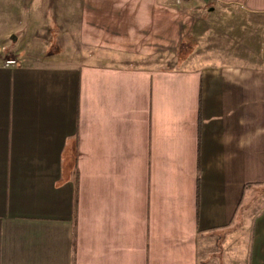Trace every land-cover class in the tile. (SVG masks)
Masks as SVG:
<instances>
[{
    "label": "crops",
    "instance_id": "crops-1",
    "mask_svg": "<svg viewBox=\"0 0 264 264\" xmlns=\"http://www.w3.org/2000/svg\"><path fill=\"white\" fill-rule=\"evenodd\" d=\"M171 1L0 0V264H264V0Z\"/></svg>",
    "mask_w": 264,
    "mask_h": 264
},
{
    "label": "rangeland",
    "instance_id": "rangeland-1",
    "mask_svg": "<svg viewBox=\"0 0 264 264\" xmlns=\"http://www.w3.org/2000/svg\"><path fill=\"white\" fill-rule=\"evenodd\" d=\"M203 4H204L203 0H172L171 1V7L172 8H177V9H181V10L186 11L187 17L185 20L187 21V24L189 23V21H192L193 22L192 23L193 28H195L196 26L204 25L205 23L206 24L211 23V18L209 17L208 13L206 12V9L209 6L211 7L213 5L211 3H208V2H205V6ZM227 7L228 6H224L222 8L228 9ZM218 9H220V7ZM215 18L216 17L212 18L213 22H215ZM78 19H80V18L75 16L76 24L78 22ZM176 20H177V18H176ZM239 20L241 21L242 18L239 17ZM184 25H186V23ZM203 27L204 26L201 27V30L203 29ZM62 35H64V34H62ZM42 36L43 35H40V37H42ZM44 37H46L45 34H44ZM223 37H225V35ZM49 46H50V44L46 43L44 48L45 47L50 48ZM185 46L186 45H182V47L179 49L176 48V49L171 50V52H172L171 64H165V65H172L173 66L176 63L177 57H180V58L183 57L185 52L187 50H189L188 47H185ZM175 54H177V55H175ZM6 55L14 58V56H12V54H6ZM174 55L176 57H174ZM191 57L194 58V57H196V55H192Z\"/></svg>",
    "mask_w": 264,
    "mask_h": 264
},
{
    "label": "built area",
    "instance_id": "built-area-1",
    "mask_svg": "<svg viewBox=\"0 0 264 264\" xmlns=\"http://www.w3.org/2000/svg\"><path fill=\"white\" fill-rule=\"evenodd\" d=\"M16 64V60L12 57L7 56L0 52V66L9 67L14 66Z\"/></svg>",
    "mask_w": 264,
    "mask_h": 264
}]
</instances>
